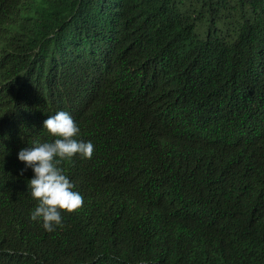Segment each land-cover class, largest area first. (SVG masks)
<instances>
[{"label": "trees", "instance_id": "obj_1", "mask_svg": "<svg viewBox=\"0 0 264 264\" xmlns=\"http://www.w3.org/2000/svg\"><path fill=\"white\" fill-rule=\"evenodd\" d=\"M59 111L94 153L47 231ZM0 264H264V0H0Z\"/></svg>", "mask_w": 264, "mask_h": 264}, {"label": "clouds", "instance_id": "obj_2", "mask_svg": "<svg viewBox=\"0 0 264 264\" xmlns=\"http://www.w3.org/2000/svg\"><path fill=\"white\" fill-rule=\"evenodd\" d=\"M44 128L57 137L54 142L35 143L21 149L18 159L31 168L35 175L28 182L31 195L39 203L31 213V219L43 220V227L53 231L62 224L61 211L75 212L84 204V198L74 191L75 185L59 167L61 160L70 159L77 154L91 159L94 153L92 142L76 139L80 128L70 113L59 111L44 121Z\"/></svg>", "mask_w": 264, "mask_h": 264}]
</instances>
